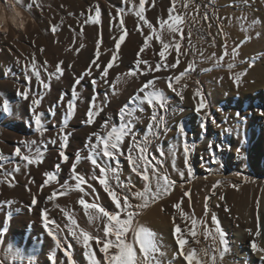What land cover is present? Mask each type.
<instances>
[{"label":"snow or ice","instance_id":"obj_1","mask_svg":"<svg viewBox=\"0 0 264 264\" xmlns=\"http://www.w3.org/2000/svg\"><path fill=\"white\" fill-rule=\"evenodd\" d=\"M15 3L18 7L25 6L30 14L33 8L43 11L44 7L43 0H30L26 5L24 0H15ZM121 3L128 7H117L115 16L109 13L110 28L112 22L115 21L119 28V35L113 37V47L107 49V52H110L107 60L102 58L105 54V49L102 48L103 40L99 27L102 24L101 9L99 6L89 9L91 14L86 15L84 24L97 26L95 51L88 67L79 74L73 73L74 82L71 87V98L66 100L68 94L61 92L56 103L48 109V114L53 117L57 107L64 106L66 109L57 135L47 140L19 141V145L27 149V152L23 151L21 146H17L12 156L19 158L22 163H17L10 172L5 170L3 172L4 179L0 180V184L7 182L10 187H14L15 183L13 181L16 173H22V168L27 169L29 166L39 167L45 162L48 146H58L59 162L53 165L52 170L42 173L44 179L39 186V191L43 192L45 188H51V192L45 197V200L52 202L53 209L59 210L66 223L61 226L57 220L50 216L51 209L48 208L41 209V221L46 235L53 241L55 251L63 253L67 264H79L74 258V248L68 239L69 237L82 246L86 264H161L159 257L165 255L161 251L162 244L156 232L140 219L142 212L151 204H155L170 195L177 183L176 180L172 179L165 167L166 154L163 145L157 144L155 153L150 150L153 141L161 139V133L166 136L168 131H170L165 119V114L169 110L170 97L167 96L163 89L158 87V82L165 81L167 89L183 101L185 99L183 89L187 87V84H183L180 88L177 85H181L182 81L190 78L191 73L197 71L198 64L196 61H189L184 70L179 72L178 75H154V73L161 71L169 72L170 70H175L181 64V57L187 56V51L182 48L185 40V27H189L187 37L188 43L191 45L192 32L189 26V17L187 11H181L177 7L178 0H170L167 16L158 17L156 24H153L145 14L148 10L146 4H148V7L154 8L156 6L155 0H138V2L137 0H121ZM213 3L214 0H209V4ZM239 3L251 7L255 0H251V2L250 0H239ZM182 7L186 10L189 7V3L185 2ZM198 9L199 6L196 9L197 13ZM127 12H131L137 18L136 30L144 36V40L142 46L139 47L135 54L134 66L126 72L117 73L115 78L110 80V70L119 67L122 62V45L125 44L126 37L130 35L125 27L124 16ZM200 18L208 21L213 17H210L208 12L205 11ZM197 19V16L191 17L192 22H196ZM241 19L246 21L247 16H242ZM259 23L258 19H253L243 30L248 32ZM144 27L148 29L146 35L143 31ZM50 30L53 34H56L58 26L53 25ZM219 31L227 37V33H223L222 28ZM79 35L83 36V27H81ZM256 35L259 36L260 33H256ZM154 39L160 45V50L157 54L159 60L155 64L148 59L142 58V54H145L146 50L153 47L152 41ZM250 39L251 36L246 35L244 40L240 41V44L232 48L230 55L233 62L227 64L229 71L235 67L234 61L239 55L240 45ZM85 47L84 43H80L78 47L72 50L78 54ZM39 51L42 54L45 49L41 47ZM173 53V61H169L168 56ZM228 55L227 40L225 39L223 55L216 58V54L213 53L209 58L214 59V67L219 68L221 67V62ZM201 56L203 57V53H201ZM16 63L22 65L24 78L29 86L34 78L36 84L43 89V91L37 93H32L29 86H26L23 91L17 89V95L25 101H30V112L34 119L35 131L43 138L47 128L43 122L45 114L39 110L40 106L45 95L51 90V82L53 80L60 81L67 69L72 68V65L69 64L65 67L63 66L64 61L61 60L55 64L54 70L50 71L48 61L44 60L42 64L38 63L35 53L31 54L30 61L27 58L24 60L17 58ZM253 64L254 61L248 67H253ZM211 70V68L203 69L204 72ZM10 73L11 69H8L7 74ZM245 75L246 71H242L235 73L231 77L237 87L240 86L242 77ZM141 76H150L151 78L147 79L129 98L128 102L120 107L117 113V122H112L110 116L105 117L99 126L100 131L92 132L86 141L85 150L87 155L83 156L82 150H77L75 156L70 157L67 154V148L72 132L67 131V128L69 121L77 111V101L82 100L83 88L80 87L82 82L87 78L93 88V94L85 114L86 118L82 121L83 124L91 126L96 123L97 118L101 116L106 106V104L97 102L99 93L96 89L98 85L102 83L115 95L118 94L117 85H126L131 78L139 79ZM108 95L109 92L106 91L105 101H107ZM196 98L199 99L195 104V111L197 114H201L202 110L208 109L209 105L199 87L194 89L193 99ZM146 107L151 110V115L144 133L141 134L136 126L143 123V119L137 113L143 114L146 111ZM2 112L8 115L12 113L10 102L7 99L3 100ZM259 115L264 117V110H261ZM209 116L210 112H203L200 125L202 131L206 132V124L203 120ZM237 117H239V113H237ZM213 123H215V120H213ZM178 136L185 138L183 141L185 167L184 170H181L176 165L178 148L169 150V154L172 157L171 167L181 178L185 176L190 178L193 176L194 171L189 162V157L191 151L194 150V146H190L187 142V132L182 123L178 127ZM12 156L4 157L0 153V170L4 169L5 160L11 162ZM70 159L72 160L69 169L71 173L70 181L74 183L70 181L60 183L59 174L62 166L69 163ZM85 159L90 162V174L78 171V165ZM122 159L127 162L129 168L126 178H122ZM133 174L136 178H139L140 187H137ZM8 177H11L12 180H8ZM34 182V180L29 181L30 184ZM97 185L106 194L113 206L111 209L100 202ZM216 187L217 185H213L211 195L204 198V217L200 219H197L194 214L184 211L182 208L183 200L172 205L176 210V213L171 217V221L177 248L173 254V259L168 264H174L176 258H182L185 264H221L224 256L230 253L226 233L222 230L217 214L211 211L209 204L211 196L216 195ZM73 191L81 194L78 198V205L82 208L88 224L95 227L97 232H102V235L93 234L82 227L74 210L68 206L56 203L58 198L67 196ZM183 195L188 197L191 205L190 192L185 191ZM85 197H88V199ZM218 199L224 201L225 197L220 195ZM38 202V197L33 194L29 207L34 208ZM3 204L11 208L14 201L7 200ZM219 206V204L216 205V207ZM161 211H165V209L161 208ZM224 211L230 212L226 204ZM255 211V231L253 232L252 229H246V231L254 237L250 244L251 250L260 254V259L264 262V247H261L258 243V238L264 236V216L260 214L259 201L256 202ZM12 214V211L9 210L7 221L11 220ZM209 215L211 216L212 228L207 225V217ZM177 216L180 223H177ZM188 224L191 225V228L188 227ZM200 225H203L202 229L199 228ZM198 230L199 234L203 235L206 240H211L209 246L199 249L191 246L186 247V245H189L186 235L192 237L196 243H199ZM4 231L6 232L7 229ZM97 250L99 254H102L101 256H98ZM55 251L48 256L49 264H57ZM0 264H4V261L0 260Z\"/></svg>","mask_w":264,"mask_h":264},{"label":"bare ground","instance_id":"obj_2","mask_svg":"<svg viewBox=\"0 0 264 264\" xmlns=\"http://www.w3.org/2000/svg\"><path fill=\"white\" fill-rule=\"evenodd\" d=\"M26 3H29L30 0H25ZM92 6L94 5L99 6L101 9V19L102 24L100 27L101 33L104 34L106 42L109 45H113V40L111 38V32L108 29V15L104 11V7L109 9V5L113 7L119 8H127L128 6L121 3V0H86ZM220 2L225 8V14L228 19L226 22L225 27L222 28L223 33H227V37L220 33V28L215 24L214 31L212 29L208 30V34L214 38L217 37L216 40L213 41L212 44H208L206 46H198L197 44L194 45L191 43H186L187 46H190V49L187 50V56L181 57V64H184V68L187 66L189 61L195 60L198 64L197 71L193 72L190 78L186 79V83H189L191 86L188 88L187 91L184 93V102L186 107L195 110V104L198 102L199 98L193 99L194 89L197 87L205 93L207 98L206 101L208 105H213L217 102V99L226 92L229 91H239L243 95L248 96L245 91H252L258 88L264 87V29L260 31V35L257 36L256 34H252V38L248 40L247 46L249 49H244L242 45L239 48V55L237 56L236 60L234 61L235 67L230 71L227 69V64L229 62H233L231 58V50L234 43H231V40L235 38V36L240 35V32L247 27V24L251 22L253 19H258L259 21L263 18V13H255V11H248L245 5L239 3V0H217ZM0 4H4L5 6V15L0 17V105L3 104V100L7 99L10 102V107L12 109L11 115L4 114L2 110H0V123H5L8 127V131H3L0 136V149H4L7 154L12 156L14 149L17 146H21L22 150L27 152V149H24L22 145H19V141L21 140H37L40 141L41 139L47 140L51 137H54L53 134H57L58 128L61 125L63 113L65 112V107L60 106L55 109V116H51L48 114V109L56 103L59 99L61 92L67 93L66 100L70 99L71 87L73 84V73L79 74L84 71L90 62V59L93 56L95 51V38L97 36V26L89 25L86 31L83 33V36L79 35L80 31H71V30H64L63 31V40L60 41L58 44L52 42L50 46H48L47 50L44 53H40L39 59L37 60L38 63L42 64L44 60H47L49 63V70H54V66L58 61L63 60L64 65L67 66L69 64L72 65V68L67 69L65 75L61 78L60 81L53 80L51 82V90L48 92L44 100L40 106V111L44 112L43 122L46 125L47 132L45 136L42 138L36 131L34 126V119L30 112V101L23 100L19 95H17V89L23 91L26 86H29L28 83L25 81L24 73L22 71V65L17 64V58L24 60L25 58L30 61L27 50L30 44V39L35 37L38 34L40 29H51L52 22L50 20V16L53 14L52 11H47L45 15L44 11L39 9H33L31 14L28 11H24L21 6H17L14 0L13 5H8L7 0H3ZM234 4L237 5L236 9H230L229 7ZM259 5V4H258ZM227 6V7H226ZM257 6V5H256ZM239 8V9H238ZM106 10V11H107ZM79 14L81 11H85L86 13L89 12L88 5L82 4L80 8H78ZM264 12V11H263ZM85 13V14H86ZM108 13V12H107ZM146 16L148 12L146 11ZM107 15V17H106ZM247 16V20H242V16ZM134 14L131 12H127L124 16L125 20H131ZM105 17V18H104ZM189 23L194 24L195 26H199V22H192L191 17L192 14L189 16ZM222 17V16H221ZM213 21V19H211ZM211 21V22H212ZM216 21V20H215ZM261 22H263L261 20ZM128 23V21H127ZM213 25V24H212ZM262 27V26H261ZM261 29V28H260ZM186 32V28L184 30ZM213 34V35H212ZM245 37V36H244ZM132 38V37H131ZM221 38V39H220ZM167 39V37H166ZM225 39L227 40V50L229 55L224 58L221 62V67L216 68L214 67L215 60L210 59L209 57L212 56L213 53L216 54V58H219L224 53V42ZM240 39V38H239ZM188 40V37H187ZM237 40V39H236ZM233 40V41H236ZM75 41V42H73ZM128 41V42H127ZM124 45H122V57L127 58V53L131 50L133 45L131 40H127ZM239 41V40H238ZM241 41V40H240ZM187 42V41H186ZM80 43H84L86 47L82 49L78 54L74 52L75 47H78ZM42 45L45 42L42 40ZM217 44V45H216ZM237 44V42H236ZM137 46V45H135ZM134 47V46H133ZM183 48V44H182ZM184 49V48H183ZM259 50L260 52H258ZM133 51V50H132ZM258 52L259 56L256 58L248 59L246 54L248 52ZM256 52V53H257ZM203 53V57L201 56ZM23 54V56H21ZM148 54V53H147ZM134 55V54H133ZM147 57V56H146ZM174 53L168 56L169 61H173ZM258 57H263L261 62H257ZM144 58V57H143ZM128 59V58H127ZM125 60V62L127 61ZM130 61V60H129ZM132 61V60H131ZM202 61V62H201ZM253 67L249 68L248 65L253 63ZM257 63V64H256ZM127 64V63H126ZM129 68V67H128ZM183 68V67H182ZM183 68V69H184ZM204 68H211L213 72L211 75H206L205 77L202 75L206 73L203 71ZM8 69H11V73H8ZM128 70V69H127ZM125 68H121V65L118 67V71L126 72ZM246 71V75L242 77V82L239 87H237L233 80L232 76L237 72ZM111 72V71H110ZM120 72V73H121ZM197 74L201 76V79L198 80L194 78L193 74ZM94 75H96L94 73ZM112 77V73H110L109 79H114ZM135 78H131L129 82L124 85L120 84L117 85L118 94L113 95L110 91L107 101H105V92L107 90L104 89V85L101 83L98 85L96 91L99 93L98 103L106 104L108 100H112L110 109L112 112L109 114L112 118V122H117V111L118 108L122 106L123 103L128 102L127 96H118L123 91H126L129 84ZM205 83V90L202 89L199 84L201 82ZM183 84V83H181ZM161 85V84H160ZM104 86V87H103ZM180 85L177 87L179 88ZM30 91L32 93H37L43 91L42 87L37 85L34 78L31 82ZM83 88L82 92V100L77 101V111L74 117L69 121V125L67 131L72 132V135L69 139V146L67 148V154L70 157H74L77 150H82V155L86 156L87 151L85 150V144L90 136V134L94 131H100V124L103 122V118L105 117V112L101 114L99 118H97L96 123L91 126L83 124L82 121L86 118L85 114L89 106L90 98L93 94L92 85L89 83V80L86 78L82 85L80 86ZM163 88V87H162ZM79 90V87H78ZM166 94H168L167 88L164 86ZM256 91V90H255ZM260 91V90H259ZM263 92V91H262ZM260 93V92H259ZM257 94V93H256ZM211 95V96H210ZM260 95V94H259ZM254 96V95H253ZM251 97V96H250ZM259 97V96H257ZM245 99V98H244ZM223 101V100H222ZM111 102V101H110ZM221 102V101H220ZM179 97H175L174 100L170 101V108L174 109L170 116H168L167 126L170 129L167 135H163L161 133V139L158 144H162L165 150L166 159H165V167L167 168L168 173L172 177V179H182L184 181H191L194 178L195 174L192 177L185 176L181 178L175 171H173L171 167L172 157L169 154V150L172 148H178L176 165L181 170H184V157H183V141L185 140L184 137L178 136V122L181 119V116L184 113L182 111L176 110L175 108L178 107ZM244 103V102H243ZM108 106V105H107ZM243 106V104H242ZM245 106V105H244ZM246 109V108H245ZM244 109V110H245ZM188 110V109H187ZM206 110V109H205ZM248 110V109H247ZM264 110V109H263ZM250 112V111H248ZM107 113V112H106ZM226 113V112H224ZM229 113V111H228ZM236 113V112H235ZM138 116H141L143 119V123L147 119L145 112L143 114L137 113ZM226 115V114H225ZM240 117H246V122L243 123L242 121H238L237 119L230 122V125H234L235 123H240V131L241 133H245L243 139H246L248 133H252L253 136L250 143H243L240 145L238 140L234 141V144L238 145L237 147H241L242 145L245 146L243 156L245 157V169L252 173H259V163L262 162V158L264 157V133L262 134L259 132V127H262L264 124L262 121L255 119V123H251L250 120L252 119L251 112H242L239 114ZM259 116V115H258ZM182 117V118H183ZM184 126V125H183ZM227 127V126H226ZM234 127V126H233ZM221 128V127H220ZM228 130V128H225ZM230 130V129H229ZM262 130V129H260ZM201 131V130H200ZM197 132L196 138L197 141H201V145L198 147V156L197 157H189V162H195L198 164H206L209 166L206 171L211 169L210 162L215 158L213 152L211 151L212 141L213 138L208 136L209 130L206 128L205 131ZM230 132V131H229ZM226 133V132H225ZM223 134V133H221ZM225 135V134H224ZM187 132L186 140L190 145L191 137ZM221 142L219 141L218 146H222V139ZM193 146L195 144L192 143ZM191 146V145H190ZM217 146V147H218ZM126 147V146H125ZM43 150V148H42ZM210 152V153H209ZM227 151L222 152L224 156L227 155ZM9 157V156H8ZM59 162L58 159V146H48V150L46 153L45 162L37 166H29V168L24 169L22 168V173L15 174V183L14 187H10L9 184L2 183L0 184V260L4 261V264H49L48 256L51 252L55 251L53 241L46 235L41 221V213L40 210L43 208L51 209L50 216L54 213L59 214V218L61 219V226L66 223V220L62 217V214L57 209H53L52 202H47L45 197L50 194L51 188L46 189L43 192L39 191V186L41 185L44 177L42 175L43 172L52 170L53 165ZM22 163L19 158L12 156L11 162L8 160L4 161V169L6 171H11L12 168L17 164ZM72 160L70 159L69 163L64 164L62 166L61 172L59 174V182L64 183L65 181H70L71 173L69 171L71 166ZM78 171L83 173H89L91 171L90 162L82 160V162L78 165ZM4 172V171H2ZM1 172V173H2ZM123 173L127 177L129 173L128 165L125 163L123 168ZM214 178L220 179L216 180L215 184L217 187L222 184L223 182L228 179L227 175H214ZM4 179V175L0 176V180ZM133 179L137 182V187H140L139 178H136L133 174ZM8 180H12L11 177H8ZM30 180H34V183H29ZM243 182V178L241 179ZM71 182V181H70ZM203 182V184L207 185L209 183ZM74 183V182H71ZM202 184V185H203ZM195 185H199L197 182ZM201 184L199 186H202ZM261 187L259 183L254 184L252 186L244 187L239 191H232L226 195L224 200L223 207L220 211L222 219H225V211L224 206L225 204L229 209H236L237 213L241 217H243V213L247 210L250 211L249 218L247 219L246 229H252L253 232L255 231V217H256V202L259 203L263 200L264 197H260V189ZM202 188V187H201ZM30 189V191H29ZM100 202L111 209L113 206L109 202L106 194L103 193L102 189L99 187L97 188ZM35 194L38 197V204L34 208H30L32 196ZM184 192L181 190H175L167 199L163 202L159 203L158 205L152 207L150 210L146 211L142 217L141 221L146 223L152 230H154L157 236L160 239L162 244L161 251L165 253V255L160 256L159 259L161 264H168L170 260L173 259L174 248L176 247L175 241L170 238V223L168 217H165L162 214L161 208H171L175 210L172 205L176 202L183 200L182 208L185 212L189 214H194L195 217H198L197 213H193L191 211L192 208V201L195 195L198 192L195 190L194 196L191 197V205L189 204L188 197H184ZM80 193L78 192H71L67 196H63L58 198L56 203H59L62 206H68L70 204H77L78 198L80 197ZM88 199V197H85ZM13 200L14 204L17 207L24 210L21 213H15L12 215L10 221H7L6 213L8 210L13 209L9 208L8 205L3 204L4 201ZM217 199H215L216 203ZM29 207V208H28ZM176 211V210H175ZM260 214L263 216L262 206L260 209ZM58 219V218H57ZM60 222V221H59ZM79 224L86 228L87 230L91 231L95 228L93 226H85L80 222L78 219ZM221 228L224 230V224L221 222ZM7 229L5 232L4 230ZM245 229V231H246ZM254 239L253 236L249 235L246 231V234L241 237L239 240H235L237 249L241 252V258L247 264H256L252 261L255 260V256L252 255L253 251L251 250L250 244ZM258 241H262V247H264V238H258ZM73 245V243H72ZM20 250L21 256L18 257L14 256L15 258L11 259V253ZM83 250L82 246H78L74 248V258L79 264H86L85 257L81 255V251ZM243 251V252H242ZM98 256L99 254L97 250ZM56 261L57 264H67L65 257L63 256L62 252L55 251ZM226 258V257H225ZM228 260V258H227ZM174 264H185L182 258H176ZM260 264V263H257ZM264 264V263H263Z\"/></svg>","mask_w":264,"mask_h":264},{"label":"rangeland","instance_id":"obj_3","mask_svg":"<svg viewBox=\"0 0 264 264\" xmlns=\"http://www.w3.org/2000/svg\"><path fill=\"white\" fill-rule=\"evenodd\" d=\"M2 1L3 0H0V3ZM137 2H138V0H137ZM185 2L189 3V7L186 10L183 9V7H182V5ZM250 2H251V0H250ZM24 3H25V5L27 4L25 0H24ZM82 4L88 5L89 9L95 8L94 5L92 6V4H90L86 0H43V5H44L43 11H44L45 15H47V16H49V14H46L47 11L53 12V14L50 16V20L52 22V26L53 25L58 26V31L56 34H53L51 32V30L40 29L38 31V34L35 37H32L30 39L31 45L28 46V50H27V55H28L29 59H31V54L35 53L36 59L38 60L39 56H40L39 49L41 47H43L46 51L48 46H50V44H51V40H52V42L54 41V43H56V44H58L60 41H62L63 40V31L66 29L77 32V31H80L81 27H83V33L86 31V29L89 27V25H85L84 20L86 18V15L91 14V13H89V12L86 13L85 11H81L79 14L78 8H80L82 6ZM108 5H109V9L107 10V8L104 7V11L108 15V19H109V13H112V15L115 16L116 7H113L112 5L110 6V4H108ZM155 5L156 6L154 8H150V7H148V4H146V8H148L147 17L150 19V21L153 24H156L158 17H166L167 16V8L170 6V0H155ZM206 5H207V7H205ZM221 5L222 4L220 2H218L217 0H214L213 4H209V0H178L177 7L180 8L181 11H187L188 17L191 14H192V16L198 17L197 22H199V26L198 25L195 26L194 24L189 23V26H190V29L192 32V35L190 38L192 44H194V45L197 44L198 46H206L208 44H212L213 41L217 39V37L219 38V36H217L216 38L210 36L208 34V30L212 29L214 31V29H215L214 25L215 24L217 26H219V28L226 26L225 20L227 21L228 19H226L227 16L225 14V10H224L225 8H223V6H221ZM197 6H199L198 13L196 10ZM235 7H237V5L234 6V4H232L229 8L235 10L236 9ZM243 7H245L248 11H255V13H263L264 14V12H263L264 11V0H255V3L251 7H248V6H243ZM21 8L24 11H27L25 6H21ZM33 9H35V8H33ZM205 11L208 12L210 17H213L212 18L213 21L211 19L208 21H204L203 19L200 18L203 16ZM69 13H71V15H69ZM82 13H83V15H82ZM107 15H106V17H107ZM216 17H218V18H216ZM261 20L263 22H261ZM261 20H260V23L257 24L250 31H248V32L241 31L240 32L241 36L238 35V37H237V35H236L235 38L231 40V43L232 44L234 43V45H238V44H240V40L241 41L244 40V38H245L244 36H246V35L251 36L252 34H256V33H259L260 31H262L264 29V15H263V18ZM108 21H109L108 22V29L111 32V38L113 40V37H116L119 35V28L116 25L115 21L112 22V26L110 28V20H108ZM127 21H128V23H127ZM137 23H138V21H137V18L135 16H133V18L131 20H125V27L130 33V35L128 37H126V41L132 39V41H131L132 45H133V42H135L133 45L134 47L132 46L131 50L127 53L128 59L122 57V62L119 64V65H121V68H125L126 70L127 69L129 70L130 68H132L134 66L135 54L138 51L139 47L142 46L143 40H144V36L141 35L140 32H138L136 30ZM209 25H211V26H209ZM69 26H71V27H69ZM157 27H158V25H157ZM185 28H186V32H185V40L183 41V48L185 51H187L188 49H190V46H187V44H186V43H188L187 32L189 31V27H185ZM143 31H144L145 35L148 33V29L146 27L143 28ZM251 38H252V36H251ZM96 39H97V36H96L94 42H96ZM42 40L45 42L44 45L41 44ZM102 40H103L102 48L105 49V54L102 58L104 60H107L110 56V52H107V49H110L111 47H113V45H109L106 42V39H105L103 33H102ZM233 40H236V41H233ZM236 42H237V44H236ZM216 43H218L217 40H216ZM263 43H264V41H263ZM152 44H153V47L146 50V53L142 54V58L144 57L143 59H148L153 64H155L159 60V57L157 54L160 50V45L155 41V39L152 41ZM247 44H248V41L242 45H243V47L246 45L244 47V49L246 48L248 50L249 46H247ZM135 45H137V46H135ZM242 45H240L239 48H241ZM257 51L260 52L259 50H257ZM256 52H254V53L248 52L246 54L247 58L251 59V58H256V56H259L258 54H260V53H258V52L256 53ZM258 58L259 59H257V62H261L263 60V57H258ZM124 59L125 60L127 59V61L125 62ZM193 61H195V60H193ZM182 67L184 68V64L178 65V67L175 70H170L169 72L161 71V72L154 73V75H157V76H166L169 74L178 75L179 72L184 70ZM117 70H118V67L114 68L113 70H110L111 71L110 73H112V77H115V75L117 73L121 72V71L117 72ZM211 74H213V72H206V73H203L202 75L205 77L206 75H211ZM193 76L195 79H197V81L201 79V76L197 77L198 75L195 73L193 74ZM149 78H151V77L150 76L149 77L141 76L139 79H134L129 84L126 91H123L118 96H120V95L121 96H127L128 100H129V98ZM186 79L181 82L183 84H187V87L183 89V95H184L185 91H187L188 88L191 86L189 83L185 82ZM183 84H181L179 86V88ZM164 86L167 88V84L165 81H159L158 82L159 88L164 89ZM199 86L202 89L204 88V90H205V83L203 81L199 84ZM106 88L107 87L105 86L104 89L106 90ZM255 90H252V91L250 90L248 92L245 91L246 94L249 95V97L243 95L241 92H239L237 90L226 92L225 94H222L217 99V102L215 104H213V105L210 104L208 109L202 110L201 114H197L195 110L186 107L184 100L181 101L180 99H179L178 107L175 108L176 110L182 111L183 113L185 112L184 117L182 115L181 119H179V122L177 124H178V126L181 123L184 125L186 132H188L190 135H192L190 145L193 146L192 143L195 144L194 150L191 151V153H190V157H194V156L197 157L198 156L197 151L199 150L198 147H199V145H201V141H199V140L197 141L196 134H197V132H199L201 130L200 125L202 122L203 112L204 111L210 112V116L207 119L203 120V122L206 124V128L209 130L208 136H211L213 138L211 151L213 152L215 158L213 160H211V162L209 164L211 169L209 171H206V169L209 167V166H206V164H198L195 162H191L190 164H191L193 171H194V174H195L194 178H192L191 181H184L182 179H180V180L174 179L177 181V183H176L173 191L170 193V195L175 190H181L182 192L189 191L190 196L192 197V196H194L193 194H195V190H196L198 192V194L195 195L193 198L191 211L193 213H197L198 217H196V218L200 219V218L204 217V208H203L204 198L206 196L211 195V192L213 190V185H216L215 184L216 180H220V179L214 178V175H227L228 179H226L225 182H223L218 187H216V189H215L216 195L211 196V199L209 201L211 211H214L217 214V217H218L220 224H221V222L224 224L223 225L224 226L223 231L226 233V239L229 241V246H230V253L226 254L224 256L221 264H247L240 257L241 252L238 251L236 243L234 241L238 240V239L240 240L241 237H243V235L246 234L245 229H246L247 219L249 218V215H250L247 213H250V211L247 210L246 212H244L242 214L243 217H241L239 215V213H237L236 209H230V212L225 213L226 214L225 219H222L220 211L223 207L224 201H220L218 199V197L220 195H223L226 198V195L229 192L239 191L244 187L252 186V185L257 184V183L262 185L261 187L259 186V189L261 191L259 194H260V197H264V157L262 158V162L258 164L259 170H260L259 173H252V172L247 171L245 169V167H246L245 157L243 156L245 146L242 145L241 147H237L238 145L234 144V141L238 140V143L240 145L243 143V141L246 143H250L251 140H248V139H251L253 134L249 132L246 139H243V137H245L244 136L245 133L244 134L241 133L240 123H235L234 125H232V124L230 125V122L232 123L236 119L237 120L239 119L238 121L243 120V123L246 122V119H245L246 117H240V116L237 117V113L241 114L242 112H247V113L251 112V115H252L251 116L252 119L250 120L251 123H255L256 122L255 119L258 120L257 119L258 117H259V120L264 123V117H261L259 115V112L264 109V87H262V88L260 87V88L255 89ZM106 91H109V89L107 88ZM167 96L170 97V101L174 100L175 97H177V96H175L174 93H172L169 90H168ZM204 96H205V93H204ZM257 96H259V97H257ZM205 98H207V97L205 96ZM111 103H112V100H108V102L106 103L105 110H104L105 117H108ZM125 103H123L122 106ZM208 103H209V101H208ZM242 104H243V106H242ZM2 106H3V104L0 105V110H2ZM168 108H169V110L165 114L166 120L168 119V116H170V113H172L174 110V109L170 108V104L168 105ZM119 109H120V107L118 108V111H119ZM118 111H117V113H118ZM228 111H229V113H228ZM248 111H250V112H248ZM111 112H112V110L110 111V113ZM224 112H226V113H224ZM145 114L147 116L145 124L141 123V124H137V126H136L137 130L141 134L144 133L146 126H147V123L149 122V117L151 115V110L147 109V107H146ZM117 120H118V118H117ZM213 120H215V123H213ZM225 128H228V130L230 129V132L226 131L227 129H225ZM258 129H259L258 133H260V134H262V132L264 133V124L262 125V127H259ZM260 129H262V130H260ZM5 130L6 131L9 130L8 127L6 126V124L0 123V136L3 133V131H5ZM56 131H59V128ZM221 133H223V134H221ZM56 135L57 134H53L54 137ZM221 136L223 137L222 138L223 144H222V146L221 145L218 146V144H216V143H218L219 141L221 142ZM93 141H94V138H93ZM159 141H160V139L153 141L151 148H150L151 152H153V153L156 152V145L159 143ZM238 149H239V151H238ZM224 151L228 152L226 156H224L222 154V152H224ZM0 153H2L4 157L10 156L9 154L6 153V151L4 149L3 150L0 149ZM213 161H215V162H213ZM125 163L127 164V162L122 159V162H121L122 169L124 168ZM2 171H5V169L0 170V176H3ZM122 178H126L124 173L122 175ZM242 178H243V182L241 181ZM203 180H204V182H207L209 184H207V185L203 184V182H201ZM197 182L199 183V185L200 184L201 185L203 184V185L202 186L195 185ZM93 183H95V182H93ZM233 186H235V187H233ZM98 187L99 186L97 185V188ZM49 188H46V189H49ZM170 195H168L167 197H164L162 200L156 202L155 204H151L147 209H145L142 212V215L146 211L150 210L152 207L163 202ZM215 199H217L216 203L214 202ZM217 204H219L220 206L216 207ZM259 204H260V209L262 206V212H263V216H264V202H263V200ZM68 207L75 211L77 219H79L82 224H84L85 226H90L86 220V217H84V215H83L82 208H80L78 203L77 204H70V205H68ZM12 208L13 209H10V210L12 211L13 214L24 212L23 209L17 207L16 205H13ZM164 209H165V211H162V214L165 217H168V219H169L170 229L172 228L170 230V238L173 241L174 237H173V225H172L171 217L173 214L176 213V211L171 209V208H164ZM8 212H9V210L7 211V213ZM7 213H6V216H7ZM40 213H41V210H40ZM142 215H141V217H142ZM52 216H53L52 218H54L58 222L60 221L59 222L60 224L63 221V220L61 221V219L59 218L58 213H54V214H52ZM141 217H140V219H141ZM177 223H180L178 216H177ZM207 225L209 228L213 227L211 224V216L210 215L207 217ZM188 227L191 228V225L188 224ZM182 228H183V225H182ZM199 228L202 229L203 225H200ZM92 233L96 234V235H102V232H97L96 228H94L92 230ZM261 238H264V236H262ZM68 239L71 243H73V248H77L79 246L76 243V241L71 239V237H69ZM186 239L189 240V245H186V247L191 246V247H194L197 249H199L201 247L207 248L209 246V244L211 243L210 239L206 240L203 237V235L199 234V230H198L199 243H196L192 237H189L187 235H186ZM261 242L262 241H258L259 245L262 247ZM176 248H177V246L174 248V252L176 251ZM20 252L21 251L18 250V251H15L14 253H11V259L15 258L14 256H17L18 254H20V255H18V257L21 256ZM174 252H172V254H174ZM81 255H83V250L81 251ZM252 255L255 256V260L252 262H254L256 264L257 263H260V264L264 263L260 259V254L253 252ZM227 258H228V260H227Z\"/></svg>","mask_w":264,"mask_h":264},{"label":"clouds","instance_id":"obj_4","mask_svg":"<svg viewBox=\"0 0 264 264\" xmlns=\"http://www.w3.org/2000/svg\"><path fill=\"white\" fill-rule=\"evenodd\" d=\"M8 5H13L14 0H7ZM5 15V6L4 4H0V17Z\"/></svg>","mask_w":264,"mask_h":264}]
</instances>
